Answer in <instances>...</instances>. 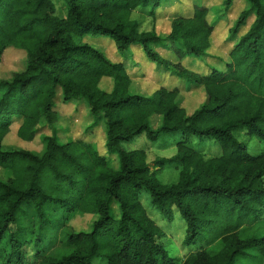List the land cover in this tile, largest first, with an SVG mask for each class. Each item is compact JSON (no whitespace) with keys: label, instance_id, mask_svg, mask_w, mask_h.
Masks as SVG:
<instances>
[{"label":"trees","instance_id":"obj_1","mask_svg":"<svg viewBox=\"0 0 264 264\" xmlns=\"http://www.w3.org/2000/svg\"><path fill=\"white\" fill-rule=\"evenodd\" d=\"M172 1L0 0V62L9 48L25 57L0 78V264H235L250 250L264 255V152L235 135L244 130L264 145V0H245L226 30L229 47L204 70L191 58L209 59L236 0L217 3V17L215 6L194 0L190 12L170 14L166 34L139 31L133 11L154 20ZM95 36L109 38L119 58L91 44ZM132 47L185 91L201 88V104L188 111L179 86L159 78L152 92L130 94ZM60 103L86 108L84 135L100 128L103 152L71 137ZM12 128L21 147L3 143ZM163 134L174 137L175 153L152 165L146 149L123 147ZM36 136L41 149L26 147ZM153 208L183 219L192 246L184 256L167 251ZM86 214L88 228L74 230L71 221ZM59 227L67 249L50 254L47 231Z\"/></svg>","mask_w":264,"mask_h":264},{"label":"rangeland","instance_id":"obj_2","mask_svg":"<svg viewBox=\"0 0 264 264\" xmlns=\"http://www.w3.org/2000/svg\"><path fill=\"white\" fill-rule=\"evenodd\" d=\"M205 4H211L210 6H215L211 9L212 13H215L216 17L222 12L217 10V3L221 2V0H201ZM194 0H174L170 5L164 6V8H158L156 10V17L154 20L151 19L150 16L141 12L139 10L132 12V19L139 21V31H150L153 28L157 33L161 35L166 34L169 31L170 25V14L175 11L188 13L192 9V4ZM56 4V12L58 14H64V7L61 2L55 1ZM245 7H248V3L245 0H236L235 4L229 10V19L227 21L219 23V27H217L213 34L215 37L213 48L210 51L209 59L207 56L200 57H192L193 66H200V70H204L205 66L215 65L213 60H210L211 55L222 54L229 47L228 41L225 43L224 38L226 35V30L228 26H230L231 21H233L237 15L242 11ZM224 14L222 15V18ZM217 19V18H216ZM251 19L247 22L249 23ZM89 42L94 46H98L104 50L105 54L110 59H118L119 56L116 52V49L110 41L109 38H105L103 36H95L89 38ZM102 44L101 47L100 45ZM14 48H9L8 51L2 57V61L0 62V78H6L10 75L11 71H14L18 68H21L23 65V61L25 59L24 54H22L19 50H10ZM133 59L136 62L135 64H131L128 62L130 74L133 78V82L131 87L129 88V93H143V92H152L158 86V78L162 81V83L168 84H176L179 86L181 95H182V105L186 107L188 111L197 108L204 99V94L201 88H193L189 91H185L184 83L180 80H176L173 76H168L166 74L161 75L154 68L151 62L147 61L145 57L142 55L141 51L137 48L132 47ZM162 54L167 57L172 58V54L170 52H166L163 49H159ZM192 66V68H194ZM203 72V71H202ZM135 84L139 87V90L136 89ZM103 86H108V81L102 82ZM142 90V91H141ZM76 107L70 104H58V110L65 118L62 120L64 124L70 127V135L73 139H85L87 141L95 142L101 152H103V133L100 128H95L93 132L89 135H84V131L82 129L81 120L85 114L86 108L84 109L82 105ZM88 114V112H87ZM67 118V119H66ZM89 123V119L86 117L83 120L84 127ZM47 132V129H44V132ZM240 141L246 143L248 150L251 153H261L264 152V145L255 137H250L244 130H241L235 134ZM174 137L170 134H163L159 137V139L154 143L145 138L144 135H140L136 137L134 140L123 144L125 149H133V148H143L147 151V161L152 165L154 158H168L175 153V146L173 145ZM5 146H13V147H21V140L16 137L15 129L12 128L11 132L5 137L3 141ZM26 147L32 150H40L41 142L39 136H36L32 141L25 144ZM26 213L31 214V209L27 208ZM151 218L156 222L158 226L161 227L163 231V236L161 240L166 246L167 251L170 255L182 257L186 254L191 248V245L184 244V235H185V223L183 219L179 216L178 213L173 214V218L171 220L163 219L159 214V211L155 208L149 211ZM55 218H58V214H55ZM92 220L91 215H83L77 216L75 219L71 221V226L74 230L87 229L90 225V221ZM26 223V220H23ZM34 218L31 219L29 225H34ZM260 227L261 231H264V223L257 224ZM255 227V226H254ZM255 230V228H252ZM48 236L53 240V244L50 245L47 252L50 254H58L67 249L66 245V235L67 230L64 228H50L48 231ZM249 256H247L243 260H236L235 264H264V255L256 252L255 250H250L248 252ZM95 264H98L97 261Z\"/></svg>","mask_w":264,"mask_h":264}]
</instances>
